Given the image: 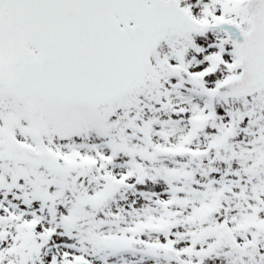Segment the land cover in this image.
Masks as SVG:
<instances>
[{
  "label": "snow or ice",
  "instance_id": "6c2138e0",
  "mask_svg": "<svg viewBox=\"0 0 264 264\" xmlns=\"http://www.w3.org/2000/svg\"><path fill=\"white\" fill-rule=\"evenodd\" d=\"M0 264H264V0H0Z\"/></svg>",
  "mask_w": 264,
  "mask_h": 264
}]
</instances>
